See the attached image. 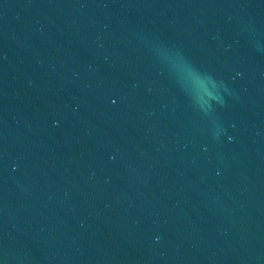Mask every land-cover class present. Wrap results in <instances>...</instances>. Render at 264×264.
Returning <instances> with one entry per match:
<instances>
[{"label":"water","instance_id":"obj_1","mask_svg":"<svg viewBox=\"0 0 264 264\" xmlns=\"http://www.w3.org/2000/svg\"><path fill=\"white\" fill-rule=\"evenodd\" d=\"M0 264H264V0H0Z\"/></svg>","mask_w":264,"mask_h":264}]
</instances>
